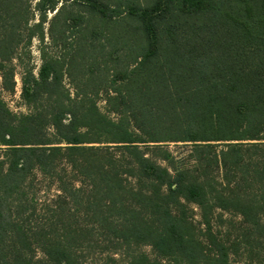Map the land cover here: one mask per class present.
<instances>
[{"label": "trees", "instance_id": "obj_1", "mask_svg": "<svg viewBox=\"0 0 264 264\" xmlns=\"http://www.w3.org/2000/svg\"><path fill=\"white\" fill-rule=\"evenodd\" d=\"M33 1L40 40L47 12L54 22L64 9L0 0V89L13 90L20 34L30 31L23 46L36 34L25 29ZM89 7L101 35L117 28L110 51L92 30L69 55L24 69L27 113L0 96V264H231L216 212L264 242V0ZM86 18L63 16L71 27ZM169 143L191 149L178 158ZM36 173L56 195H30Z\"/></svg>", "mask_w": 264, "mask_h": 264}, {"label": "rangeland", "instance_id": "obj_2", "mask_svg": "<svg viewBox=\"0 0 264 264\" xmlns=\"http://www.w3.org/2000/svg\"><path fill=\"white\" fill-rule=\"evenodd\" d=\"M73 1L74 0H59L57 7L60 8L63 6L64 8L60 14L59 21L52 22V18L56 16L55 11L47 12L46 21L42 25L43 40H40V34H37L38 31L30 29L39 21V14L34 11V4L36 1L31 2L29 22L25 29H30L31 32H35L36 34L31 39L30 43L25 46L23 45L26 42L25 39H27V35L30 31L24 30L23 33L20 34L18 39L21 41V44L18 48V59L15 57V59L7 64V68L13 74V90L6 91L2 88L0 89V96L12 113L24 114L28 112V108L20 97L21 77L24 69L31 68L32 71L36 73L41 64L42 53L47 57L53 58L63 55L67 56L69 55L71 48L82 45V40L90 38L92 30L97 31V33H100L101 35L100 29L102 25L97 18L98 16L89 14V5L99 4L100 1L104 5L106 3L110 7H115L116 2L119 0H78L80 6L77 7L71 5L73 4ZM132 1L140 3L142 6H146L149 5L152 0ZM68 11L72 14L76 12L83 13L87 17V23H84L82 27H71V22H65L63 20V16L66 15ZM117 35V28L111 20L110 24L106 25L103 29V34L101 36H103L104 40L102 41V39H100L102 41L101 44H104L105 47H107V51H110V43L113 42L114 37ZM89 52H93L94 56L98 54L97 51L95 53V51L89 50ZM85 60H88V57H85ZM90 62L91 60H89L88 63ZM70 73L71 74H66L64 76L63 84L70 93H74V87L78 85V78L76 77V74L72 73V71H70ZM97 101L101 110L104 111L105 104L103 98L99 97ZM165 147L173 156L178 158H184L191 149L189 144L182 143H169ZM36 177V181L31 184L34 192H29L30 195L35 194L37 199L41 201L56 195L57 188L54 183L44 181L42 176L38 173H36ZM188 209V214L192 218L194 224H198V209L193 205L188 206ZM247 229L248 228L243 225L242 219L236 214L231 212H216L213 230L216 236L225 243L227 247H229L231 251V264H264V242L257 241ZM145 251L151 254L149 248H146ZM38 255V257H40L39 253ZM164 264L167 263L164 262Z\"/></svg>", "mask_w": 264, "mask_h": 264}]
</instances>
